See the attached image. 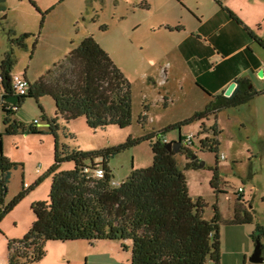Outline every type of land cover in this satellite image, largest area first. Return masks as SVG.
<instances>
[{"label": "rangeland", "instance_id": "obj_1", "mask_svg": "<svg viewBox=\"0 0 264 264\" xmlns=\"http://www.w3.org/2000/svg\"><path fill=\"white\" fill-rule=\"evenodd\" d=\"M42 11L51 9L40 28V14L30 0H5L6 10H0V59L9 48L6 31L12 28L16 34L31 33L26 47L14 46L15 64L12 74L25 76L30 82L43 74L56 61L85 36L92 34L105 49L115 64L131 82L132 120L127 127L111 124L104 128L91 129L84 117L69 121L58 118L59 143L70 149L83 151L98 150L123 142L129 135L142 136L192 115L201 108L202 100L196 92L186 90V62L199 59V52H190L179 44L184 33H168L157 28L159 13L145 10L149 0H33ZM151 1V0H150ZM156 5L158 0H152ZM176 0H170L173 15L169 22L180 19ZM204 11L211 14L214 0H197ZM145 2V3H144ZM143 7V8H141ZM6 13V18L1 16ZM105 26V30L101 26ZM256 33L264 35V20L255 26ZM236 37L237 33L230 29ZM239 32V31H238ZM38 38L33 49V41ZM33 50V52H32ZM32 54V55H31ZM31 55V57H30ZM215 52L209 51L207 58L214 59ZM160 69L167 70V83L157 84ZM264 81L263 77H258ZM155 80V82H154ZM183 86V87H182ZM184 89H180V88ZM188 89V88H187ZM168 104L164 106V94ZM0 93V134L3 153L18 165L10 171L5 203L16 195L26 183L33 186L24 197L0 221V262L8 264V239H21L30 228L34 213L30 205L35 201L47 200L51 178L45 176L35 185L54 161V136L42 117L38 102L48 117L55 116V104L50 96L36 101L27 98L13 115L26 126L34 124L40 133L6 134ZM147 106L149 120L141 125L138 116ZM198 111V110H197ZM249 113L223 109L218 116L204 119L205 126L216 125L220 134L217 152L201 150L193 137L190 147L196 158L203 162L198 168H185L186 158L176 155L179 168L183 171L188 192L193 199L201 197L205 202L203 217L210 219L214 208L219 214L221 261L220 264H258L249 260L255 240L251 233L257 225L264 226V137L255 129ZM200 122L183 125L165 133L166 141L178 140L180 135L195 136ZM183 138V141H184ZM185 142V141H184ZM221 155L224 157L222 158ZM153 161L150 142L145 140L110 157L108 165L112 172L111 181L120 183L133 168L147 167ZM218 168L219 191L210 185L212 167ZM73 167V162L63 161L59 170ZM38 169V171H37ZM239 198V199H237ZM236 200H239L236 203ZM241 204V212L237 205ZM249 210L252 221L234 223L236 216ZM244 210V211H243ZM264 245V236L261 238ZM44 256L33 264H130V241L93 240L73 241L47 240L43 244ZM264 258V248L262 250ZM264 264V260L262 263Z\"/></svg>", "mask_w": 264, "mask_h": 264}, {"label": "trees", "instance_id": "obj_2", "mask_svg": "<svg viewBox=\"0 0 264 264\" xmlns=\"http://www.w3.org/2000/svg\"><path fill=\"white\" fill-rule=\"evenodd\" d=\"M5 0H0V10L5 11ZM30 2L40 14V28L45 16L52 8L42 11L33 0ZM231 17L241 20L228 10ZM1 18H6L4 13ZM105 30V26H101ZM249 31L253 40L264 47L262 38ZM9 48L0 59V93L3 111V125L6 134L40 133L34 124L26 126L13 115L27 98L36 101L50 96L55 104V116L48 117L42 105L38 107L54 136V161L45 176L51 184L47 200L35 201L30 205L34 220L21 239H8V264H33L40 260L47 240L73 241L128 240L130 241V264H219L221 240L219 214L216 208L210 219L203 217L205 202L201 197L193 199L186 177L179 168L176 155L186 158L185 168H198L195 151L190 147L193 137L199 149L217 152L220 130L216 125L205 126L204 119L225 108L248 102L253 96L264 93L256 90L247 77L237 78V86L229 96L222 93L212 95L209 102L189 117L170 123L157 131L142 136L129 135L123 142L98 150L83 151L61 145L58 139V118L66 121L84 117L91 129L104 128L114 124L127 127L132 120L131 82L115 64L109 53L103 49L92 34L83 37L60 61L30 82L24 94L17 93L12 86V70L15 64L13 47L25 48L29 32L16 34L12 28L6 31ZM38 38L33 41V49ZM33 52V50H32ZM32 55V54H31ZM30 55V57H31ZM17 96L10 103L5 99ZM200 122L190 142L180 135L178 151L165 147L164 135L183 125ZM138 122L145 124V116H138ZM184 138V141H183ZM149 141L153 153L151 165L133 168L118 185H112V172L108 165L111 156ZM98 158V161H96ZM63 161L73 162V167L59 170ZM18 163L9 160L3 153L0 134V221L33 188L22 186L14 197L5 203L9 174ZM101 166L103 177H95L94 169ZM210 185L219 191L218 168L212 167ZM234 223L252 221L250 212L236 216ZM253 240L264 236V226L257 225L251 233ZM262 248L264 245L261 243Z\"/></svg>", "mask_w": 264, "mask_h": 264}, {"label": "crops", "instance_id": "obj_3", "mask_svg": "<svg viewBox=\"0 0 264 264\" xmlns=\"http://www.w3.org/2000/svg\"><path fill=\"white\" fill-rule=\"evenodd\" d=\"M169 1L158 0L155 5L149 0L143 7L152 13H159L161 19L156 25L157 28L164 29L168 33L173 31L179 35L184 33L186 38H182L179 44L184 45L185 50L199 52L198 60L185 63L188 69L186 71L190 73L186 78V90L196 92L195 95L203 101L202 107L195 111L201 110L212 95L224 94L231 82L235 81L236 87L237 78L240 77L250 79L254 89H264V81L258 78L259 76L264 78V47L253 40L246 29L248 28L258 38H262L264 42V35L260 37L255 31V26L260 25L264 20V0H214V9L209 15L197 0H176L174 2L179 9L180 19L174 24L169 22L174 10ZM228 10L234 13L241 23L235 21ZM230 29L237 33L236 37L231 34ZM209 51L215 52L214 59L206 57ZM260 71H263L262 76L259 75ZM160 73L157 84L163 86L167 83L165 74L167 70L163 72L160 69ZM182 87L180 89H183ZM168 101L165 93L164 106ZM229 109L234 113L248 112V118L253 120L255 129L264 137V93L257 94L248 102ZM141 113L147 123L149 120L147 106H144ZM238 202L239 200H236V203ZM237 209L241 212V204L237 205Z\"/></svg>", "mask_w": 264, "mask_h": 264}, {"label": "water", "instance_id": "obj_4", "mask_svg": "<svg viewBox=\"0 0 264 264\" xmlns=\"http://www.w3.org/2000/svg\"><path fill=\"white\" fill-rule=\"evenodd\" d=\"M259 75H263V71H260L259 72ZM236 85V82L233 81L229 84V86L225 89L224 91V95L225 96H229L234 87ZM6 101L10 102V103H14L18 100V97L17 96H9L5 99ZM180 145H181V140L178 139V140H175V141H168L165 143V147L169 150H174V151H178L179 148H180ZM198 160V159H197ZM200 166H203V162L200 163ZM262 246H261V241L260 239H256L255 240V245H254V250L251 254V256L249 257V260L253 263H262L264 258L262 256Z\"/></svg>", "mask_w": 264, "mask_h": 264}, {"label": "built area", "instance_id": "obj_5", "mask_svg": "<svg viewBox=\"0 0 264 264\" xmlns=\"http://www.w3.org/2000/svg\"><path fill=\"white\" fill-rule=\"evenodd\" d=\"M28 85H29V81H28V79L25 76H21V75H18V74H12V86H13L14 90L17 93L24 94L27 91ZM185 141L187 143H189L190 142V137L189 136L186 137ZM221 157L223 158L224 156L221 155ZM96 161H98V158H96ZM37 171H38V169H37ZM93 175L95 177H99V178L103 177V175H104L103 168L101 166H97L94 169ZM111 184L112 185H118L119 183L111 181ZM23 186L26 187L27 184L25 183ZM0 264H3V263L0 262Z\"/></svg>", "mask_w": 264, "mask_h": 264}]
</instances>
